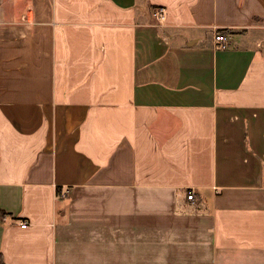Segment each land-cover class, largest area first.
I'll return each mask as SVG.
<instances>
[{
  "label": "crops",
  "instance_id": "0c3cea01",
  "mask_svg": "<svg viewBox=\"0 0 264 264\" xmlns=\"http://www.w3.org/2000/svg\"><path fill=\"white\" fill-rule=\"evenodd\" d=\"M0 210V264H264V0H0Z\"/></svg>",
  "mask_w": 264,
  "mask_h": 264
},
{
  "label": "built area",
  "instance_id": "2783aa9c",
  "mask_svg": "<svg viewBox=\"0 0 264 264\" xmlns=\"http://www.w3.org/2000/svg\"><path fill=\"white\" fill-rule=\"evenodd\" d=\"M153 15L157 16L158 18H162L164 16V9L162 7H157L154 9ZM214 39L217 42H220L222 44V46H225V44L228 42V36L226 34H223L221 32H215L214 34ZM186 197L188 199H192L193 197V192L192 190L187 191L186 193ZM20 226L21 227H25L26 226V222H20Z\"/></svg>",
  "mask_w": 264,
  "mask_h": 264
},
{
  "label": "trees",
  "instance_id": "16d2710c",
  "mask_svg": "<svg viewBox=\"0 0 264 264\" xmlns=\"http://www.w3.org/2000/svg\"><path fill=\"white\" fill-rule=\"evenodd\" d=\"M217 31H218V32H221V33H227V32H230V31H228V30H226V29H220V28L217 29ZM4 214H6L5 211L0 210V219H1V217H3ZM0 259H1V258H0Z\"/></svg>",
  "mask_w": 264,
  "mask_h": 264
},
{
  "label": "rangeland",
  "instance_id": "374dc122",
  "mask_svg": "<svg viewBox=\"0 0 264 264\" xmlns=\"http://www.w3.org/2000/svg\"><path fill=\"white\" fill-rule=\"evenodd\" d=\"M223 34H227V33H223Z\"/></svg>",
  "mask_w": 264,
  "mask_h": 264
}]
</instances>
